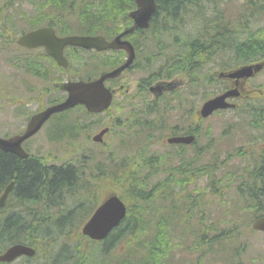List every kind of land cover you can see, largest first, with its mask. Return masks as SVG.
Wrapping results in <instances>:
<instances>
[{
	"label": "trees",
	"instance_id": "trees-1",
	"mask_svg": "<svg viewBox=\"0 0 264 264\" xmlns=\"http://www.w3.org/2000/svg\"><path fill=\"white\" fill-rule=\"evenodd\" d=\"M155 3L156 10L151 18L150 28L146 31L174 36L180 33L177 30L184 28L188 21H199L201 26L193 33L175 36L173 40L175 43L168 49L165 48V51L156 48L155 61L159 63L157 62L151 71L153 77L169 78L176 73H186L189 74L191 80L195 81L197 71L215 55H229L234 60L244 61L258 56L264 47V26L252 29L250 24L264 15V0H244L241 7L242 16L233 22L228 14V6L218 5L215 8V0H155ZM69 4L70 10L80 17L79 23L69 28L64 26L62 14L58 15L59 18L54 17L50 20L42 16H30L25 18L24 23L26 27H35L45 20L58 24L63 33L72 29L79 30L81 33H94L103 30L106 24L117 26L121 21L128 23L126 11L134 6L133 0H80L79 4H73V2ZM207 4L210 6L207 7ZM52 7L58 6L54 4ZM207 12L209 14L205 16ZM110 13L116 18H112ZM0 28H2L0 29V36H2L5 27L0 24ZM141 31H136L134 35H139ZM147 38V36H139L138 40L142 43ZM155 40L158 41L157 38ZM151 63L148 59V64ZM228 63L229 61H224L222 65ZM84 66L87 67L88 72L92 70L93 74H97L102 68L92 63H86ZM28 70L30 71V68ZM38 75L46 78V69L39 71ZM55 101L58 100H50L48 104ZM75 109L54 115L56 116L54 130L50 139L57 142L64 139L71 140L77 137L81 130L88 128L86 124L80 122L81 114L71 116L79 112L88 115L84 108L79 106ZM154 121L157 123L150 120L148 122L139 121L142 125L140 129L148 132H141L137 136L138 140L134 141L135 152L131 150L124 155H118L115 151L106 150L104 145L101 146L100 151H92L94 157L91 156L92 152H89L91 163L89 173L93 174L96 170L94 178L92 177L93 184L91 183L90 187L94 189L104 187V181L111 180L114 183L113 188L118 187L119 195L127 202V213L119 226L114 228L102 242L92 243L90 241L92 244H88L87 254L82 253L83 243H76L74 239L73 244H64L67 247L59 249L57 254L59 258L63 253H68V258L73 256L72 259L77 262H82L84 256L85 263L88 264H164L169 251L175 245L170 234L175 230V219L179 217L180 209L184 205L190 210L197 203V196L192 197L189 194L182 196L179 191L184 189L186 184H191L201 176L209 180L211 188L221 186V180L224 178L227 182L226 178L237 176L239 170L232 171L221 167L223 163L219 152L224 151H221V148L217 149V144L210 137V132L203 133V135L206 134L207 141L203 143L201 152L193 149V153L184 159L181 151H174L172 154L179 160L172 167L170 164L166 167L171 158L169 156L164 154H159L158 158L147 156L144 150L157 136L155 131L167 132L178 127V125L167 124V119ZM141 134L145 137L139 139ZM121 147H124V144ZM128 148L131 149V146L128 145ZM211 149H217L218 152H210L211 158L195 168L194 162H200L202 155ZM46 161L47 159L41 156L22 159L0 150V194L4 187L13 181L10 198L5 208L10 206L11 198L14 203L8 209L10 210L7 214L9 217L3 220V216L0 215V252L8 245L26 239H28V244L34 243L42 249H46L48 243L53 244L50 242L56 241L55 238L70 239V231L76 233L82 216L86 218L88 212L92 210L90 208L96 202L92 199L93 196L88 199L86 208L83 210L81 209L84 207V202L81 199L78 200L75 209H64L66 202L63 199L73 196V192L70 191L82 182L83 167L67 162L48 164ZM224 161L227 164V160ZM161 171H166L165 176L147 189L146 185L151 176ZM243 171L245 174H250L247 178L252 177L253 171ZM83 185L91 192L92 189L86 183L83 182ZM249 186L252 190L244 205L249 207V210L255 208L260 211L264 200L261 199L258 190H253V187L257 185ZM243 187L246 188L247 185ZM176 188H179V191ZM76 197L78 195L73 196V200ZM144 204L149 206L146 207ZM149 211L154 213L150 219L155 222L145 221V216ZM0 213H3V209ZM187 216H190V211H185L179 219L185 220ZM206 223L205 217H200V229L195 231V242L197 243L192 245V249H200L203 245L210 249L215 243L216 248L213 251L222 252L216 259L223 260L225 263L231 261V264H241L240 255L245 247L238 251L239 247L234 248L224 243L230 241V234H225L224 231L207 237L206 233H209L211 225ZM31 229H37L33 232L36 235L31 233ZM118 244L124 245L126 251L122 254L121 251L113 253L111 256Z\"/></svg>",
	"mask_w": 264,
	"mask_h": 264
},
{
	"label": "rangeland",
	"instance_id": "rangeland-1",
	"mask_svg": "<svg viewBox=\"0 0 264 264\" xmlns=\"http://www.w3.org/2000/svg\"><path fill=\"white\" fill-rule=\"evenodd\" d=\"M91 1V0H90ZM70 2L73 4H79L80 0H0V22L5 25L6 29L3 31V35L0 37V135L7 136L12 135L14 133H18L24 129L26 124L27 117L32 113L36 112L37 109L46 105L48 101L54 98L60 97V92L51 91L50 86L57 80H64L67 77H83L86 75H92L93 71L88 72L87 67L84 64L89 63L92 59V56L89 54L83 53L80 55L79 62L76 60L71 61L73 65V71L71 73L66 74L63 71H58L54 68L50 63L46 61V74L50 81L44 82L40 81L31 75L23 72L21 69L16 67V65H12L11 61H16V63H21L20 58L23 57L24 50H20L14 46L8 47L5 45L11 39V37L15 36L22 29L26 28V24L24 23V19L26 16H42L44 19L50 20L54 17H58V15L62 14L63 17L66 16L68 22H76L74 19L76 18V12L71 11ZM215 8L218 5L220 6H228V14H230V19L237 21L242 16L241 7L242 0H215ZM56 4L58 7H52L49 5ZM207 7L210 4L206 5ZM52 7V8H50ZM210 10V9H207ZM108 11V10H104ZM103 11V12H104ZM118 11V10H116ZM209 12L205 14L208 15ZM111 15V13H110ZM112 16V15H111ZM59 18V17H58ZM112 18H116L112 16ZM251 24L252 29H256L258 26L264 24V15H262L257 21H254ZM201 22L188 21L185 24V27L177 30L180 33L174 34L170 38H166L168 41L175 36H184L185 34L193 33L196 29L200 28ZM151 30V29H150ZM187 32V33H185ZM11 36V37H9ZM39 50H35V52H27V55H30V60L34 62L36 58L41 57L39 54ZM224 61H229L230 63H235V60L232 59L229 55H215L213 60L206 64L198 73L205 77L208 71H212L213 69L219 70L221 64ZM42 64V63H40ZM103 69V68H102ZM152 70V69H151ZM148 71H136L132 70L127 72L123 77L121 82L127 83L129 82L130 93L133 94L135 92V84L139 80H145L149 77ZM221 88V83L214 82L210 84V82H206L202 84V98H206L211 93L215 91L218 92ZM185 88H182L179 91V95L184 96ZM151 95H147L146 93H140L138 97L133 98L129 103H122L120 100V96L113 103L109 115L106 113L98 114L95 116L85 115L80 119V122L87 125L88 128L81 130L80 133L74 139L68 140L64 139L60 142L54 141V139H50L51 134L54 128V118L56 116H51L50 119L45 123V125L33 136L27 139L23 143V147L28 149V152L34 155H38L41 157H45L48 163L54 164H63L65 162L82 166L84 170L81 171V183L79 186H75L70 192H73V196L85 194L87 188L83 185V182L86 183L89 187L91 183L93 184V176L96 172L93 171V174H90V161H89V152H97L101 150L100 145H90V137L94 132L98 131L104 123L109 121L108 116L112 118L115 116L118 119L119 123H124L126 116L124 115L127 111H144L148 109L150 112L153 109H157L162 112V102L151 103L148 99H150ZM152 98V97H151ZM199 96L197 97V99ZM191 103H194L195 98L189 99ZM21 105V106H20ZM82 112L71 114V116H78ZM153 115H148L145 117L147 120H151ZM172 118L175 117V114L172 113ZM227 117L226 115H217L213 116L206 121L205 128L210 127L207 124L213 125L215 138H218L221 132L227 127V123L223 124L222 118ZM53 120V121H52ZM51 121V122H50ZM130 131H136L138 133L148 132L147 130L142 131L139 127H132L131 129H127L126 127H115L113 132L105 139L106 144L104 148L106 150L115 151L118 155H124L128 151H134L136 139H128L125 142L121 138H125V134ZM157 135L155 139H160L163 141L166 137L165 131H155ZM214 134L210 137L214 138ZM145 137L141 134V138ZM207 141V137H203L202 144ZM124 144V147L121 145ZM220 145H224V141H219ZM128 145L131 146V149L128 148ZM232 149V148H231ZM165 149L159 143L154 146V149H150V146L145 148V154L147 156H152L153 151L157 152L155 156L163 153ZM135 152V151H134ZM154 152V153H155ZM190 151H184L183 158L186 159L190 156ZM106 155V153H105ZM93 156V152L91 154ZM98 155L96 154V157ZM94 157V156H93ZM203 162L208 160L207 154L202 155ZM176 163L175 160L171 161L166 165V167L170 164L172 167L173 164ZM199 167L200 165H194V167ZM166 174V171H161L159 174L151 176L149 183L146 185L147 189L151 188L152 184L157 180L162 179ZM93 177V178H92ZM114 186L112 181L105 182L104 185ZM204 184L203 179L196 181L193 185L189 187V190L186 194L189 196L195 195V188L201 189ZM101 187L100 194L104 193L111 187L105 188ZM92 191H94V187H90ZM177 190V189H176ZM93 193V192H89ZM73 196L66 197L64 202H66L64 209H75V205L78 200L81 199L84 202V207L86 208L87 200L86 198H82V196H78L73 200ZM205 214L201 213V205H197L195 208H191L190 210L185 208L180 209V215L175 219V230L171 232L170 238L173 239L174 246L169 251L168 258L166 259L164 264H221L220 260L217 261L216 258L218 256L214 251L208 254H201V252L205 249V245L201 246L200 249L193 250L192 245L194 246L196 230L200 229L199 222L200 217L204 216L207 223L211 225V230L207 234V237H212L213 235L218 234L217 231L223 229L226 231L225 234L229 233L230 241L224 242L229 246L239 245V248L245 247L244 251L241 253V257L239 260L241 264H264V233L262 232H250V223L252 217L250 218V214L246 207H237L235 199L232 198L234 196V188L231 187L226 191V194L222 197L225 201L222 203L218 197H211L205 191ZM200 201V199H198ZM14 205L13 200L11 198L10 206L6 209H10ZM148 207V204H144ZM1 210V208H0ZM185 211H190V216L186 217L185 220H180L179 218L184 214ZM21 213L24 215L23 211ZM264 213V211H263ZM3 216V213H0ZM86 215V213H85ZM154 213L149 211L145 216L146 222H155V220L150 219ZM85 216H82V219ZM188 220V222H187ZM75 221V220H74ZM23 223H25L23 221ZM216 229V230H215ZM191 230V231H189ZM31 233L37 231V229L30 230ZM34 234V233H33ZM36 235V234H34ZM65 238V237H64ZM56 241L50 242L53 244H47L46 249L40 251L34 260L30 262V264H50L51 259L54 258L59 249L62 247H67L66 245H71L70 240L66 238V240L55 238ZM193 242H195L193 244ZM66 244V245H64ZM212 249L216 248V244L211 245ZM82 253H88V247H81ZM126 251L124 245L118 244L116 250L112 252L117 253ZM71 252H69L70 254ZM203 255V256H201ZM68 253H63L59 258L57 256V262L59 264H68Z\"/></svg>",
	"mask_w": 264,
	"mask_h": 264
},
{
	"label": "water",
	"instance_id": "water-1",
	"mask_svg": "<svg viewBox=\"0 0 264 264\" xmlns=\"http://www.w3.org/2000/svg\"><path fill=\"white\" fill-rule=\"evenodd\" d=\"M136 8L129 13V16L133 19V24L128 29L124 30L120 35L113 39L110 43H106L104 38L98 36H65L56 37L52 27H43L33 30L29 33H25L17 39V44L26 47H35L43 45L45 52L52 56L55 61L63 66H67V62L62 55L63 49L66 45L79 46L82 48H95L105 49L107 47L112 48H124L128 53L126 61L119 67L108 71L100 75L99 78L84 82L79 81H66L59 84V89L67 93L66 98L54 105L48 106L42 111L32 115L26 125L25 130L21 134L13 135L8 138L0 137V150L4 152L13 153L19 158L26 159L28 153L21 147L22 142L37 132L42 124L54 113L62 112L66 109L73 107L76 104H83L89 111H101L106 108L112 98V93L104 87V80L106 78H113L118 76L121 71L126 68L133 60L134 51L132 46L121 40V36L128 32L133 31L135 28H146L148 26L149 19L152 13L155 11L154 0H134ZM251 67L244 66L227 76H248L250 74ZM156 88L161 90L162 87L155 85L151 89ZM235 93L233 90L226 91L220 95H217L211 99L206 100L201 108L199 114L201 117L208 116L212 111L218 108H227L232 104L225 101L228 96H233ZM107 131V128L100 130L96 135L92 137L95 142L102 141V135ZM191 137H174L169 138V142H190ZM13 186L11 181L0 195V206L4 204L9 191ZM126 212L125 204L116 195L107 197L93 212L91 217L85 222L82 227V233L92 239H102L108 232L116 226L124 217ZM252 227L264 231V217L256 219ZM25 254L31 256L34 254V250L30 247L17 244L9 247L4 253L0 255V260L11 261L19 255Z\"/></svg>",
	"mask_w": 264,
	"mask_h": 264
},
{
	"label": "flooded vegetation",
	"instance_id": "flooded-vegetation-1",
	"mask_svg": "<svg viewBox=\"0 0 264 264\" xmlns=\"http://www.w3.org/2000/svg\"><path fill=\"white\" fill-rule=\"evenodd\" d=\"M57 34V33H56ZM58 36H63L57 34ZM113 35H108L107 38H112ZM68 50L69 48H65ZM24 50L28 51V49L24 48ZM39 50L44 51L43 47L35 48L33 51ZM246 64H261V68L257 71H254L251 76L246 78H238V79H228L227 87H235L239 93L238 100L244 104L247 109V112L243 113H234V118L236 120L241 119L239 116L243 117L244 120V127L242 128L241 132L237 127V123H232L233 129L236 131L231 135L233 149L229 151H224L220 154V160L224 165L221 167H238V168H247L252 169L255 173V177H251L250 179H237L238 182L243 185H247L245 188V195L248 196L249 192L252 188L249 186L251 184L257 185L253 187V190H258L261 196V199L264 200V47L261 49L258 57L254 60L246 62ZM194 124H191L190 130L188 131L185 127H180L181 129L175 131L170 136H179V135H194V140H192L191 144H169V147L173 145L178 149H185V147H193L194 149H198L201 152L202 144V131L201 126L198 124V127L193 129ZM179 129V128H175ZM199 159V158H198ZM227 160V164L225 161ZM252 172V174H253ZM258 172V173H257ZM228 181L235 182L236 180L229 179ZM240 184V185H241ZM239 184H235L234 188L237 192ZM7 211H3V220H5L9 215H7ZM10 213V212H9ZM28 244V239L24 241H20ZM73 244V242L71 241ZM35 246L34 243L30 244ZM84 255V254H83ZM73 256L68 258V264H88L85 263V259L83 256L82 262H77L76 260L72 259ZM33 258H28L26 256H20L16 260L21 261L19 264H25L28 261H31ZM12 261L10 264H13ZM16 262V263H17ZM53 263H57V259H53ZM0 264H6L4 262H0ZM18 264V263H17Z\"/></svg>",
	"mask_w": 264,
	"mask_h": 264
},
{
	"label": "bare ground",
	"instance_id": "bare-ground-1",
	"mask_svg": "<svg viewBox=\"0 0 264 264\" xmlns=\"http://www.w3.org/2000/svg\"><path fill=\"white\" fill-rule=\"evenodd\" d=\"M13 182V181H12Z\"/></svg>",
	"mask_w": 264,
	"mask_h": 264
}]
</instances>
